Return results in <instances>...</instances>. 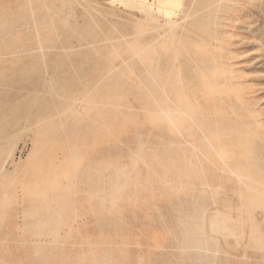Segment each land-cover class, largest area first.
Instances as JSON below:
<instances>
[{
  "label": "rangeland",
  "instance_id": "374dc122",
  "mask_svg": "<svg viewBox=\"0 0 264 264\" xmlns=\"http://www.w3.org/2000/svg\"><path fill=\"white\" fill-rule=\"evenodd\" d=\"M209 1L194 0L198 5H192L195 16L188 26L204 37L202 24L207 22L201 13L214 12L219 4ZM235 5L228 21H222L225 61L234 64L242 96L261 123L253 126L251 152L264 167V0ZM133 6L132 0H0V114L5 110L3 121L20 122L15 126V158L0 174V264H264L263 203L258 201L254 210L239 183L238 192L229 190L228 217L240 224L236 235L227 237L210 232L208 215L196 214L206 204L212 207L208 194L199 196L189 183L180 187L176 181L177 170L171 167H177L176 128L150 115L153 103L146 95L148 102L143 100V53L137 50L145 23ZM195 23L197 29L191 25ZM197 40L193 42L202 49L192 42L194 47L183 48L185 55L199 58L209 52L207 40ZM62 95L73 100L65 102ZM65 104L76 106L80 114L62 112ZM51 114L57 116L49 118ZM100 114L104 118L99 120ZM71 117L84 120V126ZM6 141L5 135L0 138V144ZM165 168L176 170L166 176L168 181L161 172ZM109 183H117L118 189ZM221 195L217 204L226 196Z\"/></svg>",
  "mask_w": 264,
  "mask_h": 264
},
{
  "label": "bare ground",
  "instance_id": "6f19581e",
  "mask_svg": "<svg viewBox=\"0 0 264 264\" xmlns=\"http://www.w3.org/2000/svg\"><path fill=\"white\" fill-rule=\"evenodd\" d=\"M132 1L135 5L133 7L137 8V11L142 15V18L144 19V23H145L144 29L142 30V36L144 35V39H143L144 41L141 43L142 40L140 39V37L142 36H139V38H137V42H138V39H140V43L142 44V46L139 44L140 48L142 47L140 49L141 51H139V49L137 51L141 52V56L143 53V56L142 57L139 56L140 54L138 55L137 54L138 52L135 53V55H138L137 58L141 57L143 61V63L139 61V63L143 65L144 71L141 70L142 72L141 71L140 72L141 73L144 72L143 74H145L143 75L145 77L143 79V83L145 84L143 85H145L144 90L146 89L145 91L147 92V94L145 91H144L145 93L143 92L144 94L142 93V95L144 96L143 100H145V102H148L145 99V95H146L147 98L151 100V104L153 103L152 105L154 109H150L151 110L149 113L150 115L158 116L161 120H165V123L169 121V124L167 123L168 126L171 127V124H170L171 122L172 125H174L176 128V132H175L176 140L174 143L176 146L175 161L177 163V167L174 165L173 166L170 165L171 167H174V169L176 168L177 170L178 176L176 175L177 176L176 181H178V183L180 184V187L182 184L184 187L186 183H189L194 190L197 189V191L199 192V196H202V195L204 196L208 194L207 198L208 200H210L212 207H209L206 204V207L201 209V213L196 212V214L202 215L205 217L208 215V218L210 220L208 221L209 226H210V229H209L210 232L212 231V233L215 232V233H220V234L226 233V235L224 236H227V237L230 236L227 234L234 235L235 227L237 226V224L238 225L240 224V221L232 220L231 218L228 217L229 210L227 208H231V206L229 203L230 198L227 196V192L229 190L234 193L238 192L239 190L235 189V187L237 186L236 184L239 183L242 189L244 188L247 190V195L245 198L247 197L251 198L250 202L252 203L254 210L255 208H257L256 205H258L257 203L258 201L264 204L263 202L264 201V167L261 166L260 164L261 162L258 160V156L255 155L253 152H251V150L254 147L255 141H256L254 139V135H256V130L253 126L254 124L258 123L256 120H254L257 114H255L256 112L254 113V110L251 108L252 103L242 96V94L244 93V89L241 87L240 83L236 80L238 76H236V74L234 73V69L231 68L234 64L231 66V63L225 61L226 58L229 61V58L227 57L228 52L226 53L227 50L225 46V38L221 35L222 33H224V31H221V28L224 26V23L222 21L229 19V16H228L229 11H233L235 9V6L236 7L238 6V5H235V3H237L239 0H217L218 2L216 1L215 4L219 3L218 8L216 9L213 8L214 10V12H212L213 14L210 13L211 10L210 11L203 10L201 14L204 20L203 19L202 20L207 22V23L205 22L207 26L206 25L204 26V24H202L203 29L207 33L206 37H204V34H199L197 31L193 32L194 27L192 30H190V28L188 27L189 24L191 23L190 19L195 16L194 15L195 12L192 9L194 0H132ZM201 2L203 3L204 1H201ZM201 2L199 5H201ZM209 2L211 1L208 0V3ZM210 4L211 3H209V5ZM196 5L198 4L196 3ZM202 9L203 8H201V10ZM215 10H216V13H215ZM204 12H206V14ZM217 12L220 14H217ZM139 13L137 15H139ZM221 13H224V15ZM137 19L142 20L140 18H137ZM195 19L197 20L198 18L195 17ZM232 20L233 19H230V21ZM198 24L196 25L195 23V25L194 24H191V25L195 26L196 28ZM11 25L14 26V23ZM199 25L201 26V22ZM90 33L94 34L93 32H89V34ZM135 34H138V33H135ZM193 36L198 37L196 38V41H195V37ZM130 37L133 38V36H130ZM197 39H200V41L201 40L203 41L204 39L207 40L208 46L203 45L202 43L201 44L204 47L203 49H205L206 46H207L206 49L211 48L210 50H207L209 52L203 55L201 54V56L199 54L202 52L200 53L197 52L198 56H200L199 58L193 57L190 54L185 55L186 52H183L184 51L183 48H186L185 46L189 44H193V43L196 44L199 41ZM11 41L12 40H10V42ZM193 41H195L196 43ZM194 44L190 46L194 47L195 46ZM197 44L196 46L199 47V45ZM169 50L173 51L174 53L168 54V52H170ZM180 51L184 53L183 55L185 56H183ZM202 51L205 52V50H202ZM132 58L133 60H135L134 58L136 57H132ZM133 65L131 66L133 67ZM132 74L134 75V72ZM136 75L139 76L138 73ZM203 76L205 77L206 81L205 79L202 80ZM128 77H132V75ZM116 90H118L117 91L118 94L122 92V89L119 90L118 88H116L115 92ZM84 91L82 93H84ZM8 92H9V89H8ZM78 92L81 93L80 91ZM110 92H112V90ZM115 92L113 93L116 94ZM134 92L135 91L133 90V93ZM56 97L58 98V96ZM66 97H67V94H66ZM69 97L70 99L73 100V98H71L73 97L72 95ZM63 98L65 99L64 100L65 102L68 100V99L66 100L65 97ZM44 99L45 98H43L42 100ZM137 100L140 101V98H138ZM143 100L141 101L143 102ZM68 104H65V107L63 108L62 112L64 111L66 114H69L70 116H78L80 114L79 113L80 111L79 112L77 111L78 109H76V106L70 107ZM121 104H123V102ZM121 104L118 103L117 110L123 112L122 107H121L122 110L120 108H119L120 110L118 109L119 105ZM126 105H123V106H126ZM146 105H148V103H146ZM41 106H44V105L41 104ZM83 106L84 105H81V107ZM142 106H145V105L142 104ZM51 109L49 108L50 111ZM79 109H80V106H79ZM10 110H12L11 107H10ZM53 110H55V108ZM104 110L105 109L103 108L102 114L104 113L103 112ZM2 111L3 110H1V113L3 114H0V138L5 135L7 138V141L5 143L0 144V174L2 170L6 166H8L11 163V161L15 158V134H16L15 126L18 125L17 122L20 123L19 121L17 122L16 121H11V122L3 121V116L6 114H4L5 110L3 112ZM38 111L36 110V113ZM83 111H84V108H83ZM128 111L130 110L128 109ZM62 112L60 114H62ZM121 112L120 114L124 115ZM131 112L132 111H130V113ZM136 112H139V111L137 110ZM146 112H147V109H146ZM40 113L42 112L40 111ZM116 113L114 114L112 112V114L117 116ZM20 114L23 115V112ZM31 114L33 115V112H31ZM31 114L29 115L30 117H32ZM102 114L100 115L102 116ZM53 115H56V114H51L49 118H52L51 116ZM81 115H82V112H81ZM36 116H38V114ZM97 116H96V119H97ZM128 116H130L129 113H128ZM38 117H39L38 119L43 118V116L40 118V114ZM60 117L62 118L63 116L61 115ZM66 117L67 115H65V120H66ZM91 117L92 119L91 118L90 119L93 122V120H95L93 118L95 117L93 115ZM104 117L103 116L99 117V120ZM20 118H21L20 121H22L21 116ZM56 119L61 120L58 118ZM80 120L82 119H79V120H77V118L76 120L73 119V121L75 122L77 121L76 123H78V121L80 122ZM83 121L84 120H82V123ZM158 121H156V123L160 122ZM95 122L97 123L96 120L94 121V123ZM105 122H104V125H105ZM109 122L112 123L111 121ZM88 123L89 122H87V124ZM98 125L100 127L103 124L102 125L98 124ZM83 126H84V123H83ZM85 129L86 128H84L83 130L85 131L84 133L86 134L87 131ZM22 132L23 131H21L20 133ZM156 154H154V158ZM156 157L158 159V156ZM157 162L159 165H161L159 163L160 161L157 160ZM174 169H172L171 171H176ZM118 170H116L117 174H119ZM162 170L161 172L165 174L164 175L165 178L167 175L169 177H172V174L170 176L171 171L169 169H168L169 174L165 173L166 170L164 171ZM120 175H121V178H123L122 174ZM128 177L126 179H128ZM163 178L161 179L164 181ZM118 179L120 182H122L123 179L125 180V178H123L121 179L122 180L121 181L120 177L117 176V180ZM166 180L168 181L167 178ZM124 182L125 181H123L122 184ZM113 184L109 183V185H113ZM122 184L120 187L125 189L124 186H122ZM105 185L107 186V184ZM113 186H115L114 190L118 189L117 183ZM186 186L188 185L186 184ZM120 187L119 189H121ZM103 188L105 189L104 185H103ZM121 191H124V190H121ZM121 191L118 190V192L123 193ZM177 191L179 192L180 190H177ZM221 194H225L226 196L223 197L222 203L217 204V199H219V197L222 196ZM112 198H114V196ZM262 207L263 208H261L262 210L261 213L264 212V206ZM238 231L239 230H237V232ZM237 236H235L237 237V239L239 237H240V240L244 239V237L242 239L241 236H239V233ZM223 237L220 239L224 240ZM211 241H213V239ZM218 241H219V238H218ZM209 242H210V238H209ZM213 242L215 243V241ZM214 243L210 242V244H214ZM239 245H240V242H239Z\"/></svg>",
  "mask_w": 264,
  "mask_h": 264
}]
</instances>
